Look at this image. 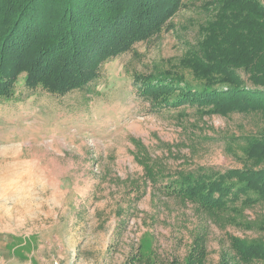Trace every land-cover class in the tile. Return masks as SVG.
Wrapping results in <instances>:
<instances>
[{"label": "rangeland", "instance_id": "obj_1", "mask_svg": "<svg viewBox=\"0 0 264 264\" xmlns=\"http://www.w3.org/2000/svg\"><path fill=\"white\" fill-rule=\"evenodd\" d=\"M200 3L182 9L171 31L103 64L92 94L19 84L16 100H0V233L32 242L26 260L6 264H31V256L34 264H185L197 231L207 264H234L228 235L264 240V204L247 209L243 224H228L164 198L143 166L159 175L237 168L226 136L264 128L196 107L160 112L134 83L135 73L176 64L197 43L209 13Z\"/></svg>", "mask_w": 264, "mask_h": 264}, {"label": "trees", "instance_id": "obj_2", "mask_svg": "<svg viewBox=\"0 0 264 264\" xmlns=\"http://www.w3.org/2000/svg\"><path fill=\"white\" fill-rule=\"evenodd\" d=\"M199 1L209 13L197 43L176 64L168 60L151 73H135L134 83L160 112L189 106L201 115L264 122V0H0V100H16L19 84L55 96L89 95L103 64L171 31L174 17ZM256 132L224 139L240 168L198 166L159 175L145 161L147 178L160 184L166 199L243 224L247 209L264 204V128ZM200 236L192 235L185 264H207ZM227 239L234 264H264L263 239Z\"/></svg>", "mask_w": 264, "mask_h": 264}, {"label": "crops", "instance_id": "obj_3", "mask_svg": "<svg viewBox=\"0 0 264 264\" xmlns=\"http://www.w3.org/2000/svg\"><path fill=\"white\" fill-rule=\"evenodd\" d=\"M31 243L32 242L30 240L25 238L10 242L8 240V236L5 233H0V264H6L12 261L21 262L26 260V257L31 250ZM17 254L22 258L19 259ZM33 259H35V256L33 258L31 256L29 259L31 264H34Z\"/></svg>", "mask_w": 264, "mask_h": 264}]
</instances>
